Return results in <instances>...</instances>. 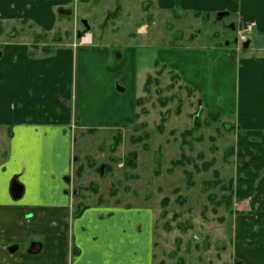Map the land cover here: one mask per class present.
<instances>
[{
  "label": "rangeland",
  "instance_id": "1",
  "mask_svg": "<svg viewBox=\"0 0 264 264\" xmlns=\"http://www.w3.org/2000/svg\"><path fill=\"white\" fill-rule=\"evenodd\" d=\"M117 1L87 5L90 41L76 39L84 15L75 3L74 13L63 17L54 33L68 29L66 41L75 37L86 44L75 49L77 99L71 104L86 128L85 134L74 133L78 160L71 186L80 191L73 195L69 218L84 222L78 233L88 264H264L263 237L252 249L235 234V217L245 208L238 206L235 181L241 134L232 122L243 60L263 53L264 32L254 30L244 48L235 42L238 10L220 20L214 14L209 23L179 8L160 13L155 0H131L120 8ZM113 11L116 16L107 19ZM233 22L234 31L228 26ZM30 23L0 22V43L9 41L13 30L25 41L34 39L42 30ZM52 35L46 37L50 42ZM173 73L180 77L172 78ZM198 110L201 124L195 128ZM117 133L121 140L113 151ZM134 152L135 163H128ZM79 202L88 207L74 214ZM116 206L123 209L115 211ZM255 226L251 230L259 232Z\"/></svg>",
  "mask_w": 264,
  "mask_h": 264
},
{
  "label": "crops",
  "instance_id": "2",
  "mask_svg": "<svg viewBox=\"0 0 264 264\" xmlns=\"http://www.w3.org/2000/svg\"><path fill=\"white\" fill-rule=\"evenodd\" d=\"M91 1L98 4L101 0H0V22L27 19L42 30L36 32L42 35L37 42L25 41L13 30L7 31L9 41L0 43V264L89 263L84 239L78 233L84 222L69 218L73 195L77 194L71 192L73 165L78 160L72 150L73 142H77L74 133L79 129L85 134L82 129L86 128L71 104L77 99L73 81L75 49L86 44L78 43V37V41L75 37L66 41L64 38L70 37L68 29L57 36L54 33L61 19L74 13L70 5H81L82 16L88 17L90 11L86 8ZM127 1L131 2L117 3L120 6ZM155 1L163 9L160 13L179 8L195 20L209 23L217 12L238 10V20L252 18L255 30L264 32V0ZM151 26L145 25L147 33L146 28ZM50 32L52 42L46 39ZM113 49L108 48V52L116 51ZM261 50L257 58L247 56L243 60L242 93L237 118L232 120L241 134V142L235 147V181L241 203L238 206L245 208L235 217V234L244 241L243 246L252 249L259 239H264V46ZM116 54L118 58L122 56L120 52ZM66 174L71 175L70 182L64 180ZM14 175L25 186L22 200L14 199L10 193ZM256 224L259 232L251 230L258 227ZM67 233L72 238L77 234L79 239L69 241ZM31 241H42L43 249L37 254L29 252ZM11 245H18V249L10 252ZM68 248L73 250V257Z\"/></svg>",
  "mask_w": 264,
  "mask_h": 264
},
{
  "label": "water",
  "instance_id": "3",
  "mask_svg": "<svg viewBox=\"0 0 264 264\" xmlns=\"http://www.w3.org/2000/svg\"><path fill=\"white\" fill-rule=\"evenodd\" d=\"M229 12L228 11H220L217 13V19L220 20L222 19L225 15H228ZM82 24L84 25L85 29L84 30H80L78 31V37L80 38L84 33L88 32L91 30V24L89 23V20L86 18H83L81 20ZM235 42H237V38L235 39ZM250 45V40L246 41L243 46L244 48H248ZM200 103V101H199ZM201 124V119H200V114L197 113L194 117V122H193V126L195 128H198ZM101 171L103 172V169H101ZM65 180L67 182L71 181V176L70 175H66L65 176ZM25 191V186L23 183H21L18 179L17 175H14L11 182H10V193L12 195V197L14 199H19L23 196ZM18 249V245H11L8 247V250L10 252H15Z\"/></svg>",
  "mask_w": 264,
  "mask_h": 264
},
{
  "label": "trees",
  "instance_id": "4",
  "mask_svg": "<svg viewBox=\"0 0 264 264\" xmlns=\"http://www.w3.org/2000/svg\"><path fill=\"white\" fill-rule=\"evenodd\" d=\"M117 8H120V6L118 5L117 6ZM116 11H113V12H111L108 16H107V19H109L110 17H115L116 16ZM26 20V19H25ZM46 50H50V48L48 47H46ZM164 67H165V65H164ZM178 77H180V75L178 74V73H173L172 74V78H174V79H176V78H178ZM150 76L147 78V80H146V82H145V89H148V84H149V82H150ZM189 88H191L190 86H188ZM193 89V88H192ZM191 89V90H192ZM194 90V89H193ZM202 112V111H201ZM197 113H198V111H197ZM211 113V112H210ZM214 115H216L215 117L214 116H212V117H214V118H216V117H218V115H219V113H213ZM120 140H121V135L119 134V133H117L116 135H115V140H114V143H113V145H112V150L113 151H115L116 150V148H117V146H118V144H119V142H120ZM128 159H127V162L129 163L130 162V160L131 161H133V163H135V161H136V158H137V154L134 152V153H131V157H127ZM176 165H179L181 162L180 161H175L174 162ZM81 172H82V166H80V167H78V170H77V174L80 176L81 175ZM95 191H97L96 190V187H95V189H94ZM167 198H164V205H163V207H165L166 206V203H167ZM87 206L85 205V204H83L82 202H79L78 204H77V206H76V209H75V212H74V214H79V213H81L82 212V210L83 209H85Z\"/></svg>",
  "mask_w": 264,
  "mask_h": 264
},
{
  "label": "flooded vegetation",
  "instance_id": "5",
  "mask_svg": "<svg viewBox=\"0 0 264 264\" xmlns=\"http://www.w3.org/2000/svg\"><path fill=\"white\" fill-rule=\"evenodd\" d=\"M83 18H85V17H83ZM83 18H81V20L83 19ZM27 20V19H26ZM21 21H25V19H23V20H21ZM82 23V22H81ZM90 23V22H89ZM84 26V25H83ZM228 26H229V29H231L232 31H234L235 29H236V27H235V23L233 22V23H229L228 24ZM92 28V27H91ZM84 29H85V27H84ZM84 29H77L76 30V37H78V31H82V30H84ZM89 32H91V30L90 31H88V32H86V33H84L80 38H79V40L84 36V35H86L87 33H89ZM39 36H42L40 33H35L34 34V40L37 42V41H39V39H40V37ZM237 37V36H236ZM0 54H1V48H0ZM101 169H103V168H101ZM101 169H100V171H101ZM102 172V171H101ZM71 176V175H70ZM80 190L77 188V187H74L73 189H72V193L74 194L75 192L76 193H78ZM43 249V247H42V241H31V243H30V245H29V247H28V251L29 252H32V253H39L41 250Z\"/></svg>",
  "mask_w": 264,
  "mask_h": 264
},
{
  "label": "built area",
  "instance_id": "6",
  "mask_svg": "<svg viewBox=\"0 0 264 264\" xmlns=\"http://www.w3.org/2000/svg\"><path fill=\"white\" fill-rule=\"evenodd\" d=\"M256 26V22L254 20L245 21L239 30V39L240 41H246L249 38V34H251Z\"/></svg>",
  "mask_w": 264,
  "mask_h": 264
},
{
  "label": "bare ground",
  "instance_id": "7",
  "mask_svg": "<svg viewBox=\"0 0 264 264\" xmlns=\"http://www.w3.org/2000/svg\"><path fill=\"white\" fill-rule=\"evenodd\" d=\"M90 39H91V36H90V35H87V36L84 38L85 41H90Z\"/></svg>",
  "mask_w": 264,
  "mask_h": 264
}]
</instances>
